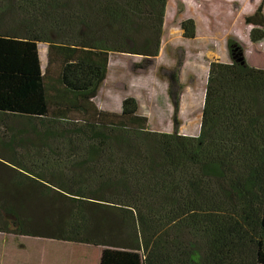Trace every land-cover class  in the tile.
Masks as SVG:
<instances>
[{
  "label": "trees",
  "instance_id": "trees-1",
  "mask_svg": "<svg viewBox=\"0 0 264 264\" xmlns=\"http://www.w3.org/2000/svg\"><path fill=\"white\" fill-rule=\"evenodd\" d=\"M166 4L0 0V234L141 264H264V69L239 43L228 37L230 60L208 63L197 136L150 130L133 97L119 113L97 107L118 55L158 56ZM263 7L244 17L251 44L264 42ZM179 27L196 37L193 19Z\"/></svg>",
  "mask_w": 264,
  "mask_h": 264
},
{
  "label": "rangeland",
  "instance_id": "rangeland-1",
  "mask_svg": "<svg viewBox=\"0 0 264 264\" xmlns=\"http://www.w3.org/2000/svg\"><path fill=\"white\" fill-rule=\"evenodd\" d=\"M260 2L261 0H167L159 58L151 60L145 66L140 58L118 55L121 61H117L116 68L114 67L116 65H111L110 84H106L102 96L99 93L95 100L97 106L103 110H106L105 105L111 106L113 111L108 112L117 113L118 111L115 110L120 107L116 97L123 96L124 91L128 90L133 92V97H137L141 112L148 118L151 130L196 136L200 126V110L208 63L215 60L224 62L230 60L225 46L228 37L241 45L243 56L251 66L264 69V42L251 44L248 40L250 27L244 24V17L252 14ZM185 19L195 21L196 40L182 38L179 26ZM39 57L46 78H55L56 67L52 64L47 65L46 45H39ZM185 59L187 64L183 67ZM140 64L144 67H134ZM175 71L177 74L174 73ZM173 73L178 75L182 87L179 97L183 88L188 86L184 97L187 102L185 110L175 116L173 97L169 96L166 102L163 91V82L168 85ZM129 81L132 82L131 85L127 89L123 88L129 84ZM48 82L50 81L47 80L46 83ZM177 86L180 87L179 84ZM178 88L174 87V90L178 91ZM106 91L108 95H114L113 100H107V104H105L106 98L103 97V92L105 94ZM32 239L0 234V258L3 259V264H59V257H63L62 255H58L55 251L52 254L37 252ZM44 241L57 242L60 245L68 244V247L77 246L84 252L82 253L84 262L88 264H98L100 254L103 255L101 264H109L114 261L113 257L117 258L119 264H140L141 260L140 253L132 251L112 250L104 253L100 252L101 248L98 250V247L55 240ZM19 244L25 245V248L19 247ZM38 255L43 257L38 259ZM76 255L79 259L81 252L77 251ZM76 255L72 257L73 262Z\"/></svg>",
  "mask_w": 264,
  "mask_h": 264
},
{
  "label": "crops",
  "instance_id": "crops-1",
  "mask_svg": "<svg viewBox=\"0 0 264 264\" xmlns=\"http://www.w3.org/2000/svg\"><path fill=\"white\" fill-rule=\"evenodd\" d=\"M196 38H197V34H196V37L193 39V40H196ZM160 52L161 51H159V55L155 58V59H157V58H159V56H160ZM185 58H186V56H185ZM215 61H219V60H215ZM229 61V60H228ZM219 62H223V63H227V62H224V61H219ZM185 64H187V62H186V59H185V61L183 62V64H182V66L184 67V65ZM110 75V69H109V74H108V76H107V79H106V81H105V83L103 84V86L101 87V89H100V91H99V93H101V96H102V90L104 89V87L106 86V84L107 83H109L110 84V80H109V76ZM177 80H178V75H177ZM131 81H129V84L127 85V86H125V87H123V88H125V89H127L128 88V86L129 85H131ZM178 84L180 85V87H179V94H180V90L182 89V87H181V84H180V82L178 81ZM106 88V87H105ZM163 91H164V100L167 102V100H168V98H169V95H168V85H167V83H165V82H163ZM177 88H178V86H177ZM187 88H188V86L187 87H184L183 88V91L181 92V95H180V97H179V110H178V114L179 113H181L182 114V112H183V109L185 110V106H186V104H187V102L185 101V99H184V97H185V93L187 92ZM132 93L133 92H129L128 90H125L124 91V94H123V96H121V97H119V96H117L116 98H118V103H119V107L121 106V101H122V99L124 98V97H133V95H132ZM103 97H105L106 99H105V104H107V100H109V101H111V100H113V98H114V95L113 94H107V91L105 92V94H104V92H103ZM165 97H166V99H165ZM203 97H204V94H203ZM134 99H136L137 97H133ZM188 100L190 101V98H188ZM136 101H137V99H136ZM138 102V101H137ZM118 103H117V105H118ZM138 105H139V113L142 115V116H144V117H146L142 112H141V107H140V104H139V102H138ZM202 105H203V101H202ZM106 106V110H103V109H101L100 107H98L100 110H102V111H106V112H108V111H113L112 109V107L111 106H107V105H105ZM115 111H118L117 113H119L120 112V108H117V110H115ZM200 111H202V108H201V110ZM112 113H115V112H112ZM147 118V117H146ZM148 119V118H147ZM200 120H201V118H200ZM200 125V124H199ZM200 127V126H199ZM149 129H150V127H149ZM151 130V129H150ZM153 131V130H152ZM198 132H199V130H198ZM180 135H183V134H180ZM198 135V134H197ZM196 135V136H197ZM186 136H188V135H186ZM189 136H193V135H189ZM2 235V234H1ZM4 235V234H3ZM15 236V235H14ZM16 237H20V236H16ZM44 240H47V239H39V238H33L31 241H34V244L33 245H35L36 246V251L37 252H39V251H42L41 253L42 254H45V253H53L54 251L58 254V255H62L63 257H59V264H88V263H86V262H84V256L82 255V253H84L83 251H82V249H79L77 246H74V247H68V244H62V245H60V243H57V242H51V241H44ZM45 242V243H44ZM59 242V241H58ZM19 247H21V248H25V245H21V244H19ZM98 250H100V248H98ZM77 251H80L81 252V256H80V258L79 259H77V255H76V252ZM110 251H112V249H104V248H101V250H100V252H110ZM116 251H118V250H116ZM73 255H76V259H75V262H73L74 260L72 259V257H73ZM41 257H43L42 255L40 256V255H38L37 256V258L38 259H41ZM83 257V258H82ZM37 258H36V260H37ZM88 258H90V257H88ZM13 259H16L15 257H13ZM103 259V255H101L100 254V257H99V262H98V264H101V260ZM0 264H3V259L2 258H0ZM109 264H114L113 262H110ZM140 264H141V260H140Z\"/></svg>",
  "mask_w": 264,
  "mask_h": 264
},
{
  "label": "water",
  "instance_id": "water-1",
  "mask_svg": "<svg viewBox=\"0 0 264 264\" xmlns=\"http://www.w3.org/2000/svg\"><path fill=\"white\" fill-rule=\"evenodd\" d=\"M240 60V59H239Z\"/></svg>",
  "mask_w": 264,
  "mask_h": 264
}]
</instances>
